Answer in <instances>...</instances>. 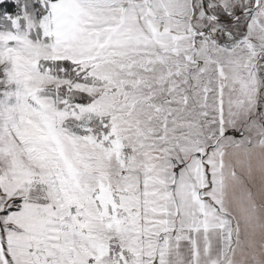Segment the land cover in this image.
I'll return each mask as SVG.
<instances>
[{
    "label": "snow or ice",
    "instance_id": "6c2138e0",
    "mask_svg": "<svg viewBox=\"0 0 264 264\" xmlns=\"http://www.w3.org/2000/svg\"><path fill=\"white\" fill-rule=\"evenodd\" d=\"M0 264H264V0H0Z\"/></svg>",
    "mask_w": 264,
    "mask_h": 264
}]
</instances>
